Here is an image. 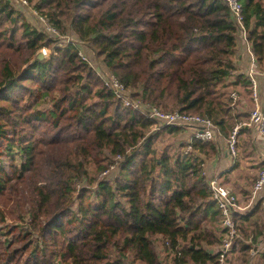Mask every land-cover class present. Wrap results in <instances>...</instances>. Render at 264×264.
Returning a JSON list of instances; mask_svg holds the SVG:
<instances>
[{"label":"trees","instance_id":"16d2710c","mask_svg":"<svg viewBox=\"0 0 264 264\" xmlns=\"http://www.w3.org/2000/svg\"><path fill=\"white\" fill-rule=\"evenodd\" d=\"M22 1L59 40L87 45L132 100L208 119L224 138L247 123L251 84L235 77L239 27L224 0ZM237 1L264 74V0ZM56 38L0 0V264H217L224 231L202 167L216 145L191 138L159 152L157 139L188 128L155 132L78 44ZM251 134L242 126L238 140ZM262 202L235 215L240 264L264 235Z\"/></svg>","mask_w":264,"mask_h":264},{"label":"built area","instance_id":"2783aa9c","mask_svg":"<svg viewBox=\"0 0 264 264\" xmlns=\"http://www.w3.org/2000/svg\"><path fill=\"white\" fill-rule=\"evenodd\" d=\"M239 27V36L237 39V45L241 44L245 47L247 54L250 58V63L245 73V76L251 84V100L254 108L249 114L247 123L235 127L228 138L224 139V143L227 147L228 154L233 160H236L237 146L239 138V130L242 126L248 127L253 130L258 139L264 143V100L261 98L258 91L259 79L261 73L259 72V66L254 58L247 40V33L242 24V7L237 0H224ZM47 34L52 38H59L57 32L48 24ZM61 40V38H60ZM77 45L78 42L75 38L67 39L66 45ZM79 46V44H78ZM237 47V46H236ZM80 48V46L78 47ZM79 51L81 59L87 63V60ZM43 53L45 50L43 49ZM42 53V54H43ZM44 55V54H43ZM45 56V55H44ZM101 71H95L99 79L105 84L107 89L127 108H131L133 111L143 116L144 118L155 121L157 125L154 130L157 132L162 127H184L193 129L192 138L198 139L202 142H210L215 145L220 143L223 138L219 129L208 119L202 118L198 115L184 114L178 110H174L170 113H162L157 108L145 105L140 101H134L131 99L128 91L104 68ZM231 99L233 103L237 101V95L232 93ZM190 142V141H189ZM188 142V143H189ZM191 148L188 147L187 151ZM206 188L211 194L212 201L217 205L221 214L220 228L224 231L222 235V241L219 246L213 249V255L217 258V264H233L232 257L234 256V249L236 241L239 238V234L236 228L235 215L241 214V210L238 206L237 198L233 192L226 186L222 185L217 178L211 177L206 181ZM251 203L259 200H264V168L258 173L257 179L253 184L250 192ZM257 249L250 250V256L255 257Z\"/></svg>","mask_w":264,"mask_h":264},{"label":"crops","instance_id":"0c3cea01","mask_svg":"<svg viewBox=\"0 0 264 264\" xmlns=\"http://www.w3.org/2000/svg\"><path fill=\"white\" fill-rule=\"evenodd\" d=\"M250 63L249 55L247 54V51L245 47H243L241 44L237 45L235 48L234 56H233V64L236 69L235 77L238 75H245L247 72L248 66ZM235 77L231 79V81H234ZM258 91L260 93L261 98L264 100V74L261 73V77L259 79V86ZM193 129L188 128L184 131V133L178 138L180 139L179 142L186 143L189 142L192 138ZM224 137L220 140V143L216 145L217 147V155L215 157L206 159H203V175L206 179V181L211 178H217L218 181L223 184L224 186L228 187L233 194L237 198L238 206L241 210L242 215H248L253 208L255 207L256 203L258 201H255L251 203V189L253 187L254 182L256 179H254V182H250V186H246L241 183V177L236 176L234 173L237 170H240V173H243V169L249 170L248 168L255 166L258 164L261 168H264V143L256 137L252 130V134L249 138H246L247 142H249V145L254 150V158H251L249 161L244 162L246 164V167L243 168L240 163H242L245 157L239 156L236 160H233L230 155L228 154L227 147L224 143ZM238 146L240 147V141L238 140ZM256 150V151H255ZM254 161V163L250 164L249 162ZM237 162V164H236ZM236 164V166H235ZM248 166V167H247ZM258 176V175H257ZM252 183V185H251ZM263 201L262 209L264 212V200ZM257 255L253 258L250 256L249 264H259L260 260L262 261L260 264H264V235L260 237L259 243L257 244ZM260 258V260L258 259ZM233 264H240L239 261L237 263Z\"/></svg>","mask_w":264,"mask_h":264},{"label":"rangeland","instance_id":"374dc122","mask_svg":"<svg viewBox=\"0 0 264 264\" xmlns=\"http://www.w3.org/2000/svg\"><path fill=\"white\" fill-rule=\"evenodd\" d=\"M10 2V5L16 10L19 11L20 13H22V15L25 17V19L27 20V22L37 31L39 32H43L47 34V30H48V22L46 19H44L43 17H41L40 15H38L29 4H27L26 2H23L22 0H8ZM58 40V42H56L54 45L59 47V48H64L66 47V41L67 39H71L70 36H65L63 37L61 40H59V38H56ZM53 48L54 46H52L51 50L48 49H44L45 52L43 53V49L40 50L39 53H43V59H48V57L50 55H54L53 53ZM81 49V53L82 55L85 57V59L87 60V64L94 70V71H101V68L103 67L102 63L95 57L94 53L91 51V49L87 46L84 45L82 46ZM104 70V68H103ZM251 98V97H250ZM245 101V99H244ZM243 103V102H242ZM254 105L253 104H247L245 111L246 113L250 114L251 111L253 110ZM177 138H169L167 136L163 137V138H159L156 140V148L158 149L159 152L163 151V150H168L171 153L174 152L176 149H178V144L180 143ZM247 137H241V147L237 149V155L238 157L241 155L243 157H245L242 163H240V165L245 168L246 164H244V162L249 161L251 158H254V150L253 148H251V146L249 145V143L246 140ZM245 148H247L245 150ZM245 150V151H244ZM256 151V150H255ZM240 158V157H239ZM238 160V159H237ZM237 163V162H236ZM250 164L254 163V161L249 162ZM245 166V167H244ZM248 167V166H247ZM249 170H245L243 169V173H240V170L235 171V175L236 176H240L241 177V183L246 185V186H250V182L252 181V183L254 182V179H256L258 173L260 172V166L258 164H256L255 166H252L250 168H248ZM115 172L113 173H107L104 174L105 177H115ZM108 180L112 181V178H108ZM251 180V181H250ZM251 183V185H252ZM251 189V186H250ZM156 246V250L160 251V245L158 243V241L155 244ZM160 258L161 260L164 257L163 253H160ZM235 256V255H234ZM237 257H232V261L233 263H237L238 261H234ZM260 260V258H258ZM262 261L260 260V263ZM259 263V264H260ZM128 264H131L130 262Z\"/></svg>","mask_w":264,"mask_h":264},{"label":"water","instance_id":"95a60500","mask_svg":"<svg viewBox=\"0 0 264 264\" xmlns=\"http://www.w3.org/2000/svg\"><path fill=\"white\" fill-rule=\"evenodd\" d=\"M43 58H44V57H43V54H42V53H39V54L37 55V59H38V60H43Z\"/></svg>","mask_w":264,"mask_h":264}]
</instances>
